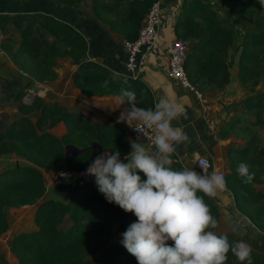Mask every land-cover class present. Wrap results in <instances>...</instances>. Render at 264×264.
Wrapping results in <instances>:
<instances>
[{
    "label": "trees",
    "instance_id": "obj_1",
    "mask_svg": "<svg viewBox=\"0 0 264 264\" xmlns=\"http://www.w3.org/2000/svg\"><path fill=\"white\" fill-rule=\"evenodd\" d=\"M53 1L75 6L81 0ZM158 1L92 0V9L95 17L111 31L120 34L125 41H134L151 6ZM222 12L236 22L256 25V30L247 29L237 51L240 83L255 86L262 75L256 65L262 63L264 57V5L259 0H183L175 34L190 44L187 75L191 83L205 87L224 89L229 85L236 61V55L234 58L230 50L233 38L239 32L234 27L228 30L224 26L219 16ZM11 26L19 32L18 40L9 36ZM0 36L3 37L1 51L19 72L35 82L54 84L58 78V61L67 59L76 67L73 86L83 96L119 97L121 87H125L135 91L137 107L154 108L152 93L139 80L116 74L89 60L87 39L64 21L44 13H0ZM2 80L0 77V83ZM105 80L108 86L101 87ZM3 87L8 98L18 102L21 117L0 132V158L13 155L26 164L0 173V237L9 230L8 209L40 202L34 217L36 230L18 234L11 243L10 251L18 264H97L86 256L100 244L121 237L138 218L115 203H109L99 191L96 179L76 187L67 203L56 200L41 202L47 191L46 175L60 171L79 173L106 151L118 150L121 157H126L132 149L125 129L115 124L97 123L83 112L57 102L45 103L39 97L27 103L23 84L18 80L6 81ZM17 89L21 92L14 95L11 90ZM241 106L246 112L255 113V125L264 123V93L246 98ZM125 107H130V104L126 102ZM32 114H37L36 122L29 117ZM59 123L66 127V134L61 138L49 132ZM93 144H97L96 150L92 149ZM67 146L84 152L68 156ZM257 147L255 139H251L244 148H229L230 173L225 180L237 210L264 233V191L254 187L263 183L264 148L258 155L255 154ZM241 162H250L249 171L254 173V179L249 184L243 183L236 171ZM172 167L183 169L176 162ZM137 174L142 181L147 179L142 171L137 170ZM198 195L204 197L219 223V212L213 198L202 192ZM67 217L72 226L67 232H61L59 226ZM227 236L230 242L237 241L233 235ZM167 243L174 245L171 240ZM227 255L226 264H241L231 251ZM252 261L253 264H264V254L252 251ZM100 264L138 262L122 246Z\"/></svg>",
    "mask_w": 264,
    "mask_h": 264
},
{
    "label": "clouds",
    "instance_id": "obj_2",
    "mask_svg": "<svg viewBox=\"0 0 264 264\" xmlns=\"http://www.w3.org/2000/svg\"><path fill=\"white\" fill-rule=\"evenodd\" d=\"M259 3L264 5V0ZM107 86L105 80L101 87ZM126 102L130 107L121 111L116 122H126L138 133L136 139L129 138L132 150L127 162L118 150L106 151L86 169L109 203L138 218L121 234L120 243L138 264H226L229 251L241 264H253L250 244L242 239L230 242L227 234L213 231L218 221L198 195L214 198L226 189L225 178L215 171L208 173L203 160L201 172L172 167L176 146L189 142L184 131L173 127L184 109L166 97L154 108L137 107L135 91L121 87L116 108ZM137 170L147 179L142 181ZM236 171L243 183L253 181L254 173L246 163L241 162Z\"/></svg>",
    "mask_w": 264,
    "mask_h": 264
},
{
    "label": "crops",
    "instance_id": "obj_3",
    "mask_svg": "<svg viewBox=\"0 0 264 264\" xmlns=\"http://www.w3.org/2000/svg\"><path fill=\"white\" fill-rule=\"evenodd\" d=\"M162 6L163 26L159 40L154 51L147 56L140 65L138 80L143 83L152 93L155 103L166 97L178 103L184 109V115L173 121V127H179L188 137L189 142H184L176 146L173 155V162L184 167L199 170V162L205 161L208 173L230 172L228 150L231 146L244 148L249 140L243 135L237 139L236 133L243 132L246 127V112L240 105L238 108H226L222 111L214 107L201 93L197 94L184 88L178 81L169 76V57L167 47L176 37L175 25L180 13L183 0H160ZM0 13H44L56 19L64 21L79 31L88 41V59L94 61L110 71L123 76L130 77L125 72L127 51L124 47L125 40L120 34L109 29L104 23L99 21L92 6L89 10H83L80 5L67 6L59 4L53 0H13L0 3ZM235 70L231 73L230 83L224 93V103L233 100L245 99L255 96L260 92L259 87L242 85L238 79V60L235 62ZM74 73L69 77L59 75L54 83L59 86L61 105L76 111H80L91 117L100 124H115L125 129L128 138L131 127L127 123H117V119L124 110L125 105L117 107V96L85 97L73 86ZM39 84L38 82H35ZM249 92V94H247ZM116 108V109H115ZM238 119V120H237ZM235 120L238 121L235 125ZM240 120V121H239ZM237 126V127H236ZM62 130L61 134L55 131ZM49 132L58 138L66 134V127L59 123ZM242 134V133H241ZM246 140V141H244ZM240 144H236V142ZM125 160V157H121ZM22 162L25 163L23 159ZM125 162H127L125 160ZM17 164V165H16ZM15 167L20 166L16 163ZM26 164V163H25ZM24 164V165H25ZM47 191L42 201L56 200L67 203L74 191L72 185L56 186L53 182V174H48ZM259 187V186H258ZM259 190H264V185H260ZM219 212V223L216 228L218 232L232 234L237 240H244L251 245L252 251L264 254V233L260 232L245 216L236 208L232 194L226 188L218 191L213 198ZM40 202L35 205L20 208L26 220H31L33 226L31 231L36 230L34 223L35 212ZM65 219H69L68 217ZM70 220V219H69ZM23 224L24 222L21 221ZM20 223L17 231L27 232L25 225Z\"/></svg>",
    "mask_w": 264,
    "mask_h": 264
},
{
    "label": "rangeland",
    "instance_id": "obj_4",
    "mask_svg": "<svg viewBox=\"0 0 264 264\" xmlns=\"http://www.w3.org/2000/svg\"><path fill=\"white\" fill-rule=\"evenodd\" d=\"M13 0H0V3L4 5L6 2H12ZM27 1V0H26ZM93 2L92 0H81L78 2L77 5H80L83 10H89L90 6H92ZM1 10V8H0ZM220 18L224 22V26L229 30L231 27H234L235 30H238V34H236L233 38L232 47L230 50V54L235 58L236 55V61L239 58V54L237 53L239 47L244 41V35L247 31V29L250 30H256L255 24H248V22H236L233 18H230L227 13L222 12L220 13ZM9 36L13 37L14 39L18 40L20 38V34L17 30H15L12 26L10 27ZM3 37L0 36V41ZM50 39V38H49ZM234 67V66H233ZM258 70L262 73L257 85L250 86V87H259L257 92L264 93V57L262 60V63H259L256 65ZM57 73L59 75L68 76L71 73H75L76 67L71 64L69 60H59L58 66L56 68ZM235 69L232 68V73ZM0 77L3 79L2 83H0V132H4L5 129L11 125V123L21 117V115L18 112V102H16L12 98H8L5 91H3V86H6V81H12V80H18L23 84L24 87V100L27 103H30L33 101L34 98L39 97L43 100L45 103H51V102H57L60 103L61 97H60V88L57 87L54 84L51 85H45L42 83H35L32 79L27 77L26 75L19 72L16 67L12 64L10 59L7 57V55L1 51L0 49ZM6 80V81H5ZM192 85L196 88L198 92H200L203 96H205L209 101H211L214 105V107H217L218 110L222 111L221 105L223 106V109L226 108H238L242 102L246 99H238L233 100L232 102H226L224 103V93L227 89H221L216 86H201L198 84ZM11 92L14 95H17L21 92L20 89L17 90H11ZM249 94V92H247ZM33 122H36L37 120V114H32L29 116ZM264 118V114L262 115ZM246 129L243 132H239L237 130L236 137L240 135H243L246 140L255 139L257 144V151L255 154H260V149L264 148V123L259 124L256 123L257 118L255 116V113H248L246 115ZM237 127V126H236ZM52 129V128H51ZM57 134H61L62 130L55 131ZM242 133V134H241ZM244 140V141H246ZM240 144L238 141L235 143ZM241 145V144H240ZM71 155V153H70ZM251 162V161H250ZM247 164L248 166H250ZM19 163L20 166H24V162H22L21 158L15 157L13 155L10 156H2L0 158V173L7 169L15 168V164ZM17 165V164H16ZM230 173V172H229ZM228 173V174H229ZM54 175V174H53ZM48 176L46 175V180L48 181ZM260 185H264V175H263V183L262 184H256L254 187L259 190ZM259 186V187H258ZM76 188V187H75ZM74 188V189H75ZM264 191V190H262ZM22 208V207H21ZM20 208L17 209H8V220H9V230L6 232L3 236L0 237V262L2 264H18L16 257L11 253V243L13 239L20 234L17 229L18 226L23 224L21 221L24 222L23 225H25L26 230H29L28 233L32 232L31 228L34 225L33 222L30 220H26L25 216L21 213ZM72 226L71 220L65 219L59 226V230L61 232H67ZM213 231L217 232V234H228V233H222L218 232L216 229H213ZM232 235V234H231ZM122 240V236L118 237L116 239L108 240L102 244H100L90 255L86 256L87 259L92 260L93 262L100 264L103 263L105 260H107L110 256H112L116 251H118L123 245L120 243Z\"/></svg>",
    "mask_w": 264,
    "mask_h": 264
},
{
    "label": "built area",
    "instance_id": "obj_5",
    "mask_svg": "<svg viewBox=\"0 0 264 264\" xmlns=\"http://www.w3.org/2000/svg\"><path fill=\"white\" fill-rule=\"evenodd\" d=\"M163 26L162 6L161 2L154 3L148 11L143 25L140 29L138 37L134 41H125L124 47L127 51V60L125 63V72L134 80H138L139 69L141 62L149 56L159 40L161 29ZM190 51V44L188 41L175 38L167 47V54L169 57V76L178 81L184 88H187L197 94L200 98L201 94L192 85L187 72L186 62ZM138 133L132 128L130 130L131 139H136ZM208 171V167H206ZM199 170L202 168L199 166ZM72 172L60 171L53 176V184L56 186H63V180ZM226 178L224 172H216ZM95 180L94 176L86 174V170L79 172V180L72 184L73 187L84 186L87 183Z\"/></svg>",
    "mask_w": 264,
    "mask_h": 264
},
{
    "label": "water",
    "instance_id": "obj_6",
    "mask_svg": "<svg viewBox=\"0 0 264 264\" xmlns=\"http://www.w3.org/2000/svg\"><path fill=\"white\" fill-rule=\"evenodd\" d=\"M92 149L96 150L97 149V144H93ZM84 152V150L82 149H78L74 146H67V155L69 156L70 153L71 155H78V154H82ZM79 180V173L78 172H72L71 174L67 175L64 180H63V184L64 185H72L74 183H76Z\"/></svg>",
    "mask_w": 264,
    "mask_h": 264
}]
</instances>
